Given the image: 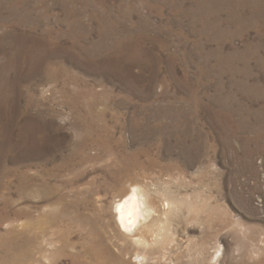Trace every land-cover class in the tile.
Masks as SVG:
<instances>
[{
	"label": "rangeland",
	"instance_id": "374dc122",
	"mask_svg": "<svg viewBox=\"0 0 264 264\" xmlns=\"http://www.w3.org/2000/svg\"><path fill=\"white\" fill-rule=\"evenodd\" d=\"M0 264H264V0H0Z\"/></svg>",
	"mask_w": 264,
	"mask_h": 264
},
{
	"label": "bare ground",
	"instance_id": "6f19581e",
	"mask_svg": "<svg viewBox=\"0 0 264 264\" xmlns=\"http://www.w3.org/2000/svg\"><path fill=\"white\" fill-rule=\"evenodd\" d=\"M140 186L133 184L132 188L120 198L117 202L116 214L121 231L141 241L149 240L148 237L144 236L147 234L146 230H148L146 227L151 226L150 220L155 211L151 210L154 205L148 191ZM169 206L170 204H168Z\"/></svg>",
	"mask_w": 264,
	"mask_h": 264
}]
</instances>
